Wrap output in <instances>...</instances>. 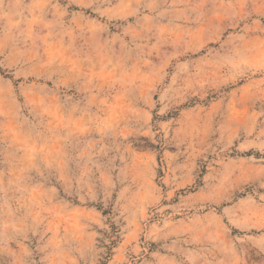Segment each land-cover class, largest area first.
<instances>
[{
	"label": "rangeland",
	"instance_id": "rangeland-1",
	"mask_svg": "<svg viewBox=\"0 0 264 264\" xmlns=\"http://www.w3.org/2000/svg\"><path fill=\"white\" fill-rule=\"evenodd\" d=\"M0 264H264V0H0Z\"/></svg>",
	"mask_w": 264,
	"mask_h": 264
}]
</instances>
